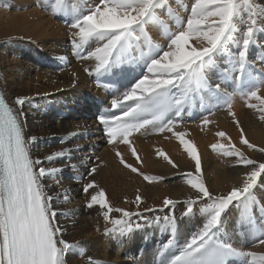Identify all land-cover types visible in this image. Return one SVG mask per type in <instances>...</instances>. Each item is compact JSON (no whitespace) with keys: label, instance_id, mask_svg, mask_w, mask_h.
<instances>
[{"label":"snow or ice","instance_id":"1","mask_svg":"<svg viewBox=\"0 0 264 264\" xmlns=\"http://www.w3.org/2000/svg\"><path fill=\"white\" fill-rule=\"evenodd\" d=\"M62 2L56 0L57 9ZM165 3L166 0H97L86 11H71V18L66 22L72 30L70 42L75 54L82 60L94 62L93 68L84 71L98 77L115 75L130 84L120 98L111 102V108L118 109L119 114L106 113L99 117V122L104 126L107 142L127 145L138 162L135 166L127 163L117 149L115 155L121 165L147 182L160 181L163 177L141 172L140 157L130 140L133 133L149 129L161 134L171 133L195 162V173L183 176L195 190V196L185 201L187 207L182 215L194 216V206L200 202L198 212L202 223L198 231L176 246L167 264H230L231 260L241 257L246 258L248 264H264V252L240 250L222 228V214L230 206H235L251 227H254L253 207L264 213V206L257 205L253 194L259 178L264 175V163L250 159L240 147L231 143L224 131L216 132V136L226 138L228 144L213 143L211 149L225 157H235L237 164L250 167V170L242 186L232 187L227 194L214 193L205 183L195 144L185 138V131L176 130L185 107L197 97L203 99L202 94L207 93L210 97L224 99V107L239 129L241 145L264 153V147L246 138L233 111V94L238 92L247 101V107L256 111L258 119L264 122V95H261L264 67L258 69L255 61L249 58L250 51L257 46L258 34H264V28L257 27L258 23H264V7H259L254 0H194L186 20L176 18L175 31L163 30L167 42L161 46L152 41L146 26L161 23L157 9ZM143 46L148 48L146 53L142 51L139 58L131 55L134 48ZM233 46L234 51L230 50ZM259 59L264 63V56ZM141 62L143 70L139 76L134 69L125 72L122 68ZM114 69L120 71L114 73ZM213 74L219 79L215 84L212 83ZM222 84L234 85V93H229ZM241 85L247 87L241 88ZM27 99L16 97L17 109L0 94V264H68L69 252L76 250L77 256H83L85 250L80 242L66 239V230L55 222L54 197L50 189L46 190L45 179L59 169L47 168L41 159L31 155L30 146L37 138L27 137L24 130L23 106ZM209 123L207 119L203 121L204 125ZM67 155V150L57 151L45 159L50 162ZM157 155L173 169L179 167L162 150L158 149ZM99 167V164L92 166L87 174L93 176ZM83 192L90 197L86 207L98 205L104 210V219L113 224L108 233L130 236L134 230L153 225L173 234L177 230L175 215L155 216L149 220L139 212L114 209L105 190L94 178L83 185ZM63 199L67 202V194ZM135 200L140 203L142 197L137 195ZM177 203L172 198L163 200L169 212ZM113 211L121 216L113 218ZM133 216L144 223H134ZM253 244L264 246V231L255 236ZM87 264L101 262L88 257Z\"/></svg>","mask_w":264,"mask_h":264},{"label":"bare ground","instance_id":"2","mask_svg":"<svg viewBox=\"0 0 264 264\" xmlns=\"http://www.w3.org/2000/svg\"><path fill=\"white\" fill-rule=\"evenodd\" d=\"M193 2L166 0L165 5L157 9L161 23L146 26L152 41L165 45L167 38L163 30L167 28L175 31L176 18L186 20ZM96 3L97 0H63L57 9L56 0H0V87L14 108H19L15 105L16 97L28 98L23 106L26 119L24 130L27 137L37 138L30 146L31 155L41 159L45 167L59 169L45 179L46 190L50 189L54 197L53 208L57 211L55 222L66 230V239L80 242L85 250L83 256H77L76 250L69 252L68 264H87L88 257L101 263L130 264L124 254L138 247L145 233L156 235L158 227L147 226L144 232L135 233L129 238L108 233L107 230L113 224L104 219V210L98 205L86 207L90 197L83 192V185L89 180L94 178L99 183L114 209L139 212L149 220L155 216L175 215L182 244L199 230L203 218L198 212L200 202L194 206V216L182 215L187 207L185 201L195 196V190L191 189L183 176L188 172L195 173V162L171 133L130 137L140 157L141 172L163 177L156 182H147L141 175L121 165L115 155L117 149L127 163L135 166L138 162L127 145L119 142L107 145L101 134L100 125L91 112L95 104L89 102L90 97L101 92L93 83V75L84 71L85 68H93L94 62L75 57L70 42L72 30L66 22L71 18L73 9L86 11ZM254 3L264 7V0H254ZM257 27L264 28V23H258ZM230 50L234 51V46ZM142 51L146 53L148 48L143 46L132 50L136 58L140 57ZM259 56H264V34H258L257 46L249 54L258 69L264 67ZM140 65L143 67L142 62ZM216 82L219 79L213 74L212 83ZM222 87H226L229 93L234 91L232 84H222ZM203 94L210 98L209 94ZM261 95H264V89ZM241 97L234 99L233 96L236 118L246 138L258 147H264V122L258 119V113L248 108L247 101ZM251 102L257 103L255 100ZM213 107L215 111L197 120L178 122L176 130L185 131V138L195 144L209 190L227 194L232 187L242 186L250 167L239 165L235 157H225L211 149L213 143L228 144V140L216 136V132L224 131L231 138V143L240 147L257 163H264V153L241 145L240 132L232 116L225 107L222 110L218 105ZM75 112L80 115L76 116ZM205 119L211 123L204 125ZM158 149L165 152L179 167L173 169L157 155ZM65 150L68 152L65 157L54 158L50 162L45 159L57 151ZM97 164L100 165L97 172L89 176L88 170ZM67 168L79 176V182L73 181V176H65ZM65 194L68 196L67 202L63 199ZM253 194L257 198V205L264 206V175L259 178ZM137 195L142 197V202H136ZM165 198L178 201L171 212L163 206ZM147 209L154 211L149 212ZM111 216L119 218L121 213L113 211ZM252 216L257 219L258 234L235 206H230L222 214V228L240 250L264 252V246L253 244L255 236L264 231V213L254 206ZM132 221L143 222L137 216H133Z\"/></svg>","mask_w":264,"mask_h":264},{"label":"rangeland","instance_id":"3","mask_svg":"<svg viewBox=\"0 0 264 264\" xmlns=\"http://www.w3.org/2000/svg\"><path fill=\"white\" fill-rule=\"evenodd\" d=\"M75 115L77 116H79L80 114L78 113V112H75ZM94 117V116H93ZM81 166V168H84V166L83 165H80ZM73 176L72 177V179H73V181H76V182H79V176L78 175H76L75 173H72L71 172V168H67V171L65 172V176ZM83 184H84V182H83Z\"/></svg>","mask_w":264,"mask_h":264}]
</instances>
